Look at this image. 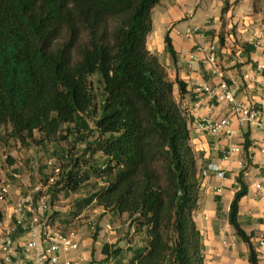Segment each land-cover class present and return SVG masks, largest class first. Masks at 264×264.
Returning <instances> with one entry per match:
<instances>
[{
  "label": "trees",
  "instance_id": "obj_1",
  "mask_svg": "<svg viewBox=\"0 0 264 264\" xmlns=\"http://www.w3.org/2000/svg\"><path fill=\"white\" fill-rule=\"evenodd\" d=\"M160 3L0 0V145L40 143L36 132L42 141L74 135L85 143L81 156L60 166L52 187L69 196L95 179L73 216L92 205L127 215L128 233L138 240L129 238L126 249L105 243L102 255L109 264L205 259L194 219L203 177L175 96V85L182 96L186 83L170 80L148 48ZM165 43L175 58L169 33ZM245 139L247 148L248 134ZM96 155L104 161L93 160ZM243 175L229 221L249 247V263L259 264L253 236L239 222V202L248 194Z\"/></svg>",
  "mask_w": 264,
  "mask_h": 264
},
{
  "label": "crops",
  "instance_id": "obj_2",
  "mask_svg": "<svg viewBox=\"0 0 264 264\" xmlns=\"http://www.w3.org/2000/svg\"><path fill=\"white\" fill-rule=\"evenodd\" d=\"M221 16L227 22L226 28ZM234 25L236 32L226 33L224 43H220L223 31ZM261 30L264 31V0H161L153 10V31L148 38V48L166 68L170 80L179 78L186 83L182 96L175 85V96L186 113L191 143L203 177L201 200L194 219L202 237L204 264H250L249 247L236 235L229 221L231 203L238 189L237 179L242 171L248 194L239 202V222L246 233L252 234L255 245V238L264 231V189L255 187V183L263 179V155L256 145L261 133L241 124L237 118L232 119L235 132L232 138L217 137L197 129L198 122L219 119L228 113L225 102L198 93L199 86L216 88L220 84V78L203 62L212 43L217 46L224 78L235 91L236 98L264 108V71L245 78L263 61L264 48H256L252 41ZM167 33L173 42L175 58L166 48ZM246 134L249 138L247 148ZM232 146L239 150L229 153ZM211 165L218 166L224 175L219 176L209 169ZM13 176L16 180L20 177L16 173ZM18 191L14 189V195ZM6 208L7 205L0 203V210ZM83 255V252H72L64 257L72 260V264H83ZM18 259H22L21 254Z\"/></svg>",
  "mask_w": 264,
  "mask_h": 264
},
{
  "label": "built area",
  "instance_id": "obj_3",
  "mask_svg": "<svg viewBox=\"0 0 264 264\" xmlns=\"http://www.w3.org/2000/svg\"><path fill=\"white\" fill-rule=\"evenodd\" d=\"M252 41L256 48H264V31L255 34ZM217 46L212 43L207 48L203 59L210 71L220 78L216 88L199 86V94H208L212 98L225 102L228 113L219 119H205L197 123V129L217 137L232 138V119L261 133L256 139V145L263 155L262 181L255 183L258 190L264 189V108H258L255 103L238 100L224 78L216 53ZM264 71V58L258 62L256 70H251L245 78L253 77L255 73ZM239 150L232 146L229 153ZM52 171L45 182L32 190L20 194L11 203L12 185L8 180L0 179V203L7 205L5 211L0 210V264H72L64 255L77 249L78 243L74 235L64 234L51 220L48 205V192L59 178L61 169L55 163L49 162ZM209 169L219 176L224 172L211 165ZM258 261H264V231L256 238ZM21 254L22 259H18Z\"/></svg>",
  "mask_w": 264,
  "mask_h": 264
},
{
  "label": "rangeland",
  "instance_id": "obj_4",
  "mask_svg": "<svg viewBox=\"0 0 264 264\" xmlns=\"http://www.w3.org/2000/svg\"><path fill=\"white\" fill-rule=\"evenodd\" d=\"M221 21L223 27L226 28L227 22L223 16H221ZM236 29L237 26L234 25L229 30H224L219 42L223 44L225 34L235 33ZM35 137L40 143L30 141L25 146L19 141L11 140L8 145H0V179L8 180L12 185L11 203L20 194L46 181L52 171L49 162L55 163L57 167L64 166L71 156H81L85 148V143L74 141L77 138L74 135H70L67 140L42 141L40 133L36 132ZM87 140H93V137ZM9 158L14 161L13 164L9 163ZM92 159L104 161L100 155ZM15 173L20 176L19 180L13 176ZM94 182L95 179L91 180L88 187L71 193L69 196L60 191V187H52L48 192L49 214L52 216L54 213L57 214L54 223L64 234L74 235L78 246L72 252H83V264H109L104 261L102 255V247L105 243L126 249L129 238L133 242L138 239L131 237L128 233L127 215H114L92 205L79 216H73L76 203L88 195L94 187ZM14 189L19 190L15 195Z\"/></svg>",
  "mask_w": 264,
  "mask_h": 264
}]
</instances>
